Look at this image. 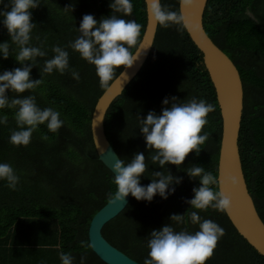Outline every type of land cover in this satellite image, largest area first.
<instances>
[{"label":"trees","instance_id":"16d2710c","mask_svg":"<svg viewBox=\"0 0 264 264\" xmlns=\"http://www.w3.org/2000/svg\"><path fill=\"white\" fill-rule=\"evenodd\" d=\"M32 9V45L43 46L46 57L37 58L30 78L42 79L35 90L21 95H34L39 107L60 112L63 126L56 133L46 124L39 125L27 146L9 143L16 128L15 109L5 108L8 123L0 125V162L9 163L20 177L16 190L0 180V264H61L59 253H70L80 264H107L92 249L80 242L88 238L92 217L115 192L113 172L99 159L92 131L94 107L106 90L96 75L95 66L68 48L70 67L80 74V80L70 72L61 75L42 71L44 61L53 56V45L66 46L78 35L83 15L97 20L112 14L110 0H40ZM133 12L124 19H134L146 26L144 0H132ZM172 11H179V0H161ZM204 27L210 38L237 66L244 86V109L239 136V148L246 182L257 211L264 221V0H208ZM8 41L10 55L0 59V72L21 65L15 60L19 51L10 41L7 29L0 24V42ZM14 50V51H12ZM136 49H133V52ZM117 69V76L123 70ZM111 84V83H110ZM10 97L17 94L9 91ZM178 100L195 96L215 106L207 116L202 131L210 133L199 155L190 152L180 165L168 164L165 169L152 164L146 142L140 134L137 115L144 118L148 111L161 112L165 97ZM105 132L120 159L125 163L137 152H143L148 168L141 184L151 183L152 173L171 172L181 177L175 193L162 199L156 195L151 202L131 200L125 209L107 222L102 234L115 247L143 264L148 255L147 239L152 230L170 224L172 214H185L193 198L192 189L199 179L190 178L187 168L202 166L218 177V161L222 137V115L214 85L203 62V55L185 27L158 25L150 54L138 74L130 81L109 107L105 116ZM47 136L48 139H42ZM219 190L217 185L212 186ZM199 211V210H197ZM224 229L213 255L206 264H264V256L237 231L226 212L214 209L199 211ZM177 231L184 225H173ZM195 232L197 226L187 225Z\"/></svg>","mask_w":264,"mask_h":264},{"label":"clouds","instance_id":"9594fccd","mask_svg":"<svg viewBox=\"0 0 264 264\" xmlns=\"http://www.w3.org/2000/svg\"><path fill=\"white\" fill-rule=\"evenodd\" d=\"M179 3L180 9H187L193 0H179ZM40 4V0H0V24L7 29L11 43L19 49L14 57L21 65L0 72V110L15 109L16 128L9 137V143L14 146L27 147L39 125L46 124L50 132L56 133L64 124L59 111L51 107L42 109L34 95H21L35 90L43 83L42 79L30 78L37 58L48 55L43 46L31 43L33 29L37 26L32 22L31 10ZM109 7L112 14L100 20L92 14L83 15L79 28L76 29L79 35L66 46L53 45V56L44 61L42 71L47 74L56 71L61 75L70 72L72 78L79 81V72L69 64L67 49L71 48L82 59L95 66L102 88H107L112 81L125 76L123 70L117 76V69L131 68L138 59L142 25L134 19L123 18L132 15V0H110ZM148 10L154 21L163 28L173 25L188 26L183 11H172L161 0H148ZM134 48L137 49L135 52ZM9 55V42H0V59L6 60ZM9 91L17 95L10 97ZM162 105L159 114L150 110L144 118L138 114L137 120L146 147L152 150L151 163L165 169L168 164L180 166L190 152L199 155L201 146L210 135L208 131L202 130L208 124L207 116L214 111L215 106L195 96L182 101L174 96L165 97ZM7 123V115L0 114V125ZM42 139L47 140L48 137L43 136ZM145 161L143 152L134 154L127 163L123 159H117L112 168V183L116 190L107 196L110 204L125 201L129 194L137 201L151 202L156 195L167 199L175 193V186L182 182V178L172 175L168 168L166 172H153L151 183L141 184V177L148 168ZM186 171L190 178L199 179L200 182L199 187L192 189L193 198L185 201L194 210H188L185 214H172L170 224L151 231L147 239L149 251L143 264H206L213 255L217 242L225 234L218 223L203 218L199 211L211 208L229 212L232 207L230 196L212 187L217 185V178L204 167L193 165ZM0 180L6 181L9 189L16 190L20 177L9 163L0 162ZM189 223L197 226L195 232L188 230ZM173 225L185 227L177 231ZM80 244L85 248L92 247L86 241H81ZM59 259L61 264H74L75 258L70 253L60 252ZM86 260V255H82L80 264H86Z\"/></svg>","mask_w":264,"mask_h":264},{"label":"water","instance_id":"95a60500","mask_svg":"<svg viewBox=\"0 0 264 264\" xmlns=\"http://www.w3.org/2000/svg\"><path fill=\"white\" fill-rule=\"evenodd\" d=\"M146 6V26L140 40L138 59L131 68L123 69L125 76L115 79L99 97L92 114L93 142L102 163L112 171L119 155L105 132V116L112 102L122 94L147 60L157 34L158 23ZM208 0H193L183 11L185 27L190 38L203 55L204 65L214 85L222 115V137L218 161V188L230 196L232 207L226 212L230 221L244 239L264 256V221L260 217L249 191L240 154L239 136L244 109V86L240 72L232 59L210 38L204 27V14ZM137 50V49H136ZM135 50V51H136ZM134 51V52H135ZM119 76V75H118ZM131 200L109 201L92 217L88 238L93 251L107 264H140L112 245L102 234L104 225L122 212Z\"/></svg>","mask_w":264,"mask_h":264}]
</instances>
